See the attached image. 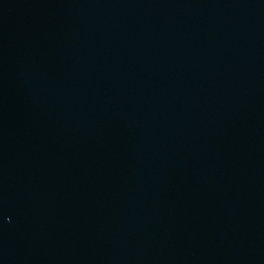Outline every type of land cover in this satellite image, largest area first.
I'll use <instances>...</instances> for the list:
<instances>
[{
    "label": "water",
    "instance_id": "1",
    "mask_svg": "<svg viewBox=\"0 0 264 264\" xmlns=\"http://www.w3.org/2000/svg\"><path fill=\"white\" fill-rule=\"evenodd\" d=\"M0 264H264V0H0Z\"/></svg>",
    "mask_w": 264,
    "mask_h": 264
}]
</instances>
